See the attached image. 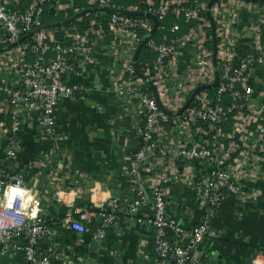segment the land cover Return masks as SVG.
<instances>
[{"label": "crops", "instance_id": "obj_1", "mask_svg": "<svg viewBox=\"0 0 264 264\" xmlns=\"http://www.w3.org/2000/svg\"><path fill=\"white\" fill-rule=\"evenodd\" d=\"M22 2L17 1L14 7L20 10ZM24 2L28 3L27 0ZM32 3L30 0L25 7ZM259 4L219 0L212 5L210 11L217 29L218 66L224 61L236 66L242 57L264 46L261 39L264 25L259 23L263 16L261 12H254L257 5L258 10L263 7ZM70 8L69 1L56 0L53 16L62 17L61 21H64L79 12L73 9L74 14L69 16ZM105 15L109 16V13ZM202 20L175 37L178 42L171 79L154 82L166 109H179L196 86L214 81L212 41L210 45L207 35L210 26L207 17ZM225 22L227 27H224ZM154 32L151 29L147 33ZM91 44V55L76 59L75 70L64 77L65 81L78 84L80 90L57 103L53 114L54 137L40 134V111L26 109L22 112L17 133L18 148L8 159L3 158L8 106L3 98L0 99V165L9 175H21L24 185L32 189L29 214L31 218L43 217L52 230L49 237L39 242L38 252L48 255L51 264H91L82 262V257L89 251L88 246L93 240H96V264H156L153 232L147 222L152 213L151 199L136 212H126L127 205L136 196L127 171L128 157L138 147L142 124L137 103L122 99L114 83L123 77L117 62L121 41L119 35L107 27L91 35ZM5 45V34L0 25V47ZM6 51L0 52V63L6 61ZM50 55L48 52L47 56ZM26 58L33 59H29L28 52ZM16 77L12 69H0V81L14 84ZM246 84L252 92L247 108L242 111L244 119L247 111H257L264 101L262 65L257 63L251 68ZM215 88L200 91L190 106L211 103L209 90ZM237 123L238 118L231 115L222 126L230 158L239 151ZM196 135L201 138L197 132ZM172 138L179 140L185 136L174 131ZM170 164L176 177L164 188L166 217L185 228L207 219L216 232L215 237H206L200 245L198 256L201 263L261 264L264 261V159L254 161L259 167L255 178L240 180L247 189L255 191V196L241 199L226 194L215 208L199 203L197 198L196 187L211 169L207 163L177 159L175 164ZM145 186L149 192L148 184ZM87 194L89 197H85ZM100 205L115 217L105 237L97 240L94 233L102 222ZM69 211L75 213L74 219L77 220L81 213H88V220H82L87 227L85 232L71 229L63 222ZM23 242L18 239L16 244L23 246ZM0 264L31 263L25 260L22 250H18L14 255L0 252Z\"/></svg>", "mask_w": 264, "mask_h": 264}, {"label": "built area", "instance_id": "obj_2", "mask_svg": "<svg viewBox=\"0 0 264 264\" xmlns=\"http://www.w3.org/2000/svg\"><path fill=\"white\" fill-rule=\"evenodd\" d=\"M17 1L0 0V25L6 45L42 25L41 13L48 0H33L23 11L14 7ZM110 2L88 0L95 7H111ZM145 2V13L154 14L157 21L172 15L186 22L199 23L203 21L201 12L206 8L202 0H160L157 4L153 0ZM262 5L260 10L257 5L254 12H261L263 17L259 23L264 25V3ZM106 24L119 35L121 41L117 62L123 77L114 83L122 99L137 103L142 124L138 147L128 157L127 171L134 183L136 196L127 205L126 212H136L151 199L152 213L147 222L153 232L156 264H202L198 256L200 245L206 237H215L216 232L207 219L185 228L174 219L166 217L164 188L176 177L169 163L175 164L177 159H181L205 162L210 166L211 169L196 189L199 203L211 208H215L226 194L241 199L255 196V191L247 189L240 180L244 177L255 178L259 167L254 165V161L264 159V101L257 111H247L245 119L242 111L251 100L252 91L246 84L250 70L257 63L264 67V46L242 57L236 66L227 61L221 63L215 103L189 105L182 113L170 116L159 108L151 89L144 87L146 82L135 73L131 61L137 45L145 40L156 56L150 64L142 66L141 72L153 83L157 79L166 82L171 79L178 39H167L165 35L160 42L152 38L145 39V33L152 29L153 22L144 14L133 16L109 13ZM227 26L226 23L224 27ZM178 27L175 23L171 31H176ZM103 29L102 24L91 19L82 34L65 31V38L71 39L66 42L58 40L57 31L53 28H45L31 35L28 42L22 41L6 51V61L0 63V69H12L17 77L14 84L0 81V93L4 95L3 101L8 106L4 159L12 157L18 148L17 133L22 123V112L26 109L37 108L40 111V134L43 137H54L53 114L57 103L80 90L78 84L65 81L63 75L75 70L76 59H86L91 55V35ZM257 31L260 32L259 27ZM226 42L231 43L228 38ZM28 51L34 54L31 61L26 58ZM48 52L54 54L47 56ZM224 93H228L231 99L227 111L219 104ZM231 110H235L233 115L238 118L235 127L240 139L239 151L232 158L225 146L221 127ZM174 131L185 138L174 140ZM195 132L201 138L194 136ZM145 184H148L149 192ZM31 191V188L24 185L21 175H9L0 165V252L14 255L22 250L25 260L31 264H51L48 255L39 254L38 245L52 234V230L43 217L31 218L28 209L33 201ZM99 213L102 222L94 233L97 240L105 237L115 217L105 211L102 205ZM74 214L67 212L63 222L71 229L85 232L87 227L82 220H88V213H81L79 220L74 219ZM18 239L24 241L23 246L16 244Z\"/></svg>", "mask_w": 264, "mask_h": 264}, {"label": "trees", "instance_id": "obj_3", "mask_svg": "<svg viewBox=\"0 0 264 264\" xmlns=\"http://www.w3.org/2000/svg\"><path fill=\"white\" fill-rule=\"evenodd\" d=\"M24 1H26V0H23L20 11L25 10V8H26L25 6H27L30 2V0H27L28 3L24 2ZM67 1H69L71 4V8H70L71 11L68 14L69 16L74 14L73 9L80 11V10H85L89 7H94V6L89 5L87 0H67ZM153 1H154V4H157L159 2V0H153ZM202 1L207 3L209 0H202ZM217 1H219V0H217ZM55 3H56V0H48L44 3L43 11L41 13L42 24L55 23V22H60L61 20H63L62 17H54L53 16ZM145 3H146L145 0H111L110 5H111V7L121 8V9H128L130 6L131 7L133 6L137 10L145 12L146 8H147ZM260 4H263V3H260ZM201 15L205 18L207 17L206 8L201 12ZM133 16H136V15H133ZM107 18H108V15L101 16V15H96L95 12H90L89 14L83 15L79 20H74L65 26H54L51 28H53L54 30L57 31L56 37L58 38V40L70 42L71 39L65 38V36H64L65 31H69L70 33L78 31L80 34H82L88 28L90 19H94L96 21V23L102 24L103 28L106 29L107 28V24H106ZM175 23L178 24L179 27L176 31H171V28ZM195 23H197V22L196 21L186 22V21H183L182 19H176L172 15H168L163 20L158 21V28L156 27L157 28L156 32L151 33V34L145 33V39L146 38H152L156 42H160L164 35L167 37V39H173L176 36H178V35L180 36L182 33L186 32L187 29L189 28V26L191 24L195 25ZM207 35L210 38L209 44L211 45V29H210V27H208V29H207ZM30 39H31V36H28L26 39H24V42H28ZM261 39H262V42H264V31H262ZM50 54H54V52H50ZM28 55L30 57L29 59L34 58V54L31 53L30 51H28ZM155 56H156L155 52L152 51L146 45V43H144V45L142 46V48L140 50L138 58H137L138 68L142 71V66L145 63L150 64L152 62V60L155 58ZM144 87H146L148 90L150 89L147 82L144 84ZM216 90H217L216 88L209 90V94L212 96V103L216 102V99H215L216 98ZM1 98H4V95L2 93H0V99ZM219 104H220V106H222V108L225 111L228 110V108L231 106V99H230L228 93L222 94L221 99L219 101ZM234 112H235V110H231V112H228L227 118H230V116L233 115ZM223 123H224V121L221 123V127L223 126ZM86 223H88V221ZM86 240H88V237H86Z\"/></svg>", "mask_w": 264, "mask_h": 264}, {"label": "water", "instance_id": "obj_4", "mask_svg": "<svg viewBox=\"0 0 264 264\" xmlns=\"http://www.w3.org/2000/svg\"><path fill=\"white\" fill-rule=\"evenodd\" d=\"M217 0H209L206 3V15H207V20L209 22V26L211 29V41H212V58H213V67H214V74H215V78L214 81L211 84H201L196 86L192 92L190 93L189 97L186 99V101L184 102V104L177 110H169L166 109L163 105L162 102L159 99V95L157 92V88L154 85V83L152 81H150L146 75H144L138 68V64H137V56L139 51L141 50L142 46L145 43V40H142L136 47L135 52L133 54V58H132V64H133V69L135 71V73L141 78L143 79L145 82L148 83L153 96L156 100L157 105L159 106V108L165 112L168 115L174 116V115H178L180 113H182L192 102V100L194 99V97L202 90L204 89H209L211 87H216L218 85L219 82V78H220V72H219V66L217 63V59H216V53H217V30H216V24L213 20V17L211 15V7L213 5V3H215ZM246 2H259V3H264V0H244ZM90 12H95L96 14H100V15H105L106 13H113V12H118V13H123V14H128V15H146L147 17H149L152 22H153V27H152V32H154V30L156 29L157 25H158V21L157 18L154 14L152 13H145L143 11L140 10H132V9H121V8H114V7H90L87 8L85 10L79 11L77 13H75L72 17H70L69 19H66L64 21L61 22H55V23H46V24H42L39 27H36L35 29H33L32 31H30L29 33H27L24 36H21L20 38H18L16 41L7 44L3 47H0V52L8 50L10 48H13L15 46H17L19 43H21L22 41H24V39H26L28 36L33 35L34 33L45 29V28H50V27H54V26H65L68 23L72 22L73 20H76L78 18H80L81 16L88 14ZM68 74H64L63 77H66ZM85 197H89V194H87ZM102 218V217H101ZM89 251L85 254H83L82 257V262H91V264H96V257H97V253H96V240H93L90 245L88 246Z\"/></svg>", "mask_w": 264, "mask_h": 264}]
</instances>
